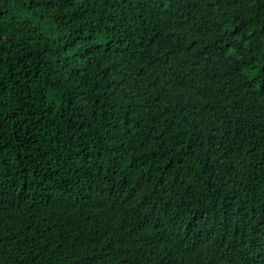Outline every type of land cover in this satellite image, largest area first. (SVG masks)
<instances>
[{"label": "trees", "instance_id": "1", "mask_svg": "<svg viewBox=\"0 0 264 264\" xmlns=\"http://www.w3.org/2000/svg\"><path fill=\"white\" fill-rule=\"evenodd\" d=\"M0 264H264V0H0Z\"/></svg>", "mask_w": 264, "mask_h": 264}]
</instances>
